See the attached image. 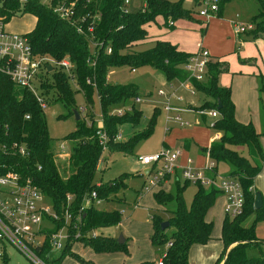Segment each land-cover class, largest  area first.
Wrapping results in <instances>:
<instances>
[{"label": "trees", "instance_id": "16d2710c", "mask_svg": "<svg viewBox=\"0 0 264 264\" xmlns=\"http://www.w3.org/2000/svg\"><path fill=\"white\" fill-rule=\"evenodd\" d=\"M58 1L44 3L41 0H0V18L4 23L16 14L33 16L32 29L23 35L32 53L38 57H46L53 63L68 58L73 65L72 82L75 91L82 93L86 104L91 103V93L94 91L99 103L100 124L95 125L92 115L89 114L91 121L87 125L74 107L73 92L66 74L53 64L49 72L46 71L47 65L40 70L36 78V89L40 92L41 100L46 104L49 99L45 100L44 97L51 94V101L60 102L70 108L72 114H78L75 130L63 138L70 143L67 147V158L59 162L54 158L56 149L48 136L43 112L35 96L15 86L5 75L0 74V137L3 142L22 145L26 151L23 156L0 154V165L5 166L0 169V174L12 170L21 178L29 179L57 215L55 229L63 225V212L67 210L71 215H76L83 197L90 192H94L96 200L102 203L124 186L123 178L126 177L123 176L126 175H120L107 184L93 183L95 171L100 170V164L102 166L104 163V153H131L134 146L147 139L153 130L158 114L155 108L141 131L133 132L125 140L115 139L120 126L135 127L138 124L141 111L132 103L133 98L138 96L136 90L129 84L108 82V71L122 66L133 70L147 65L159 71L166 82H184L188 80V74L182 66L193 55L181 52L175 45L163 40H156L147 49L136 51L146 39L145 26L156 17H162L164 26L169 29L177 19L192 20V11L183 8V0H143V5L134 11H128V7L122 6V0H76L73 22L59 18L53 12L52 8ZM229 1L218 0L214 18L221 17L223 6ZM254 1L258 7L249 21L253 28L242 35H247L251 40L264 39V0ZM80 16L84 17L82 22L78 20ZM169 21L172 23L170 26ZM78 26L82 33L76 31ZM89 26L92 28L90 33L87 32ZM90 41L96 46L91 47ZM107 48L109 53H106ZM237 61L240 64L251 62L240 58ZM225 73H228L227 63L208 56L203 80L188 81L193 90L202 92L212 101L205 102L206 109L215 110L218 114L213 119L211 129L219 137L210 142L203 151L207 154V159L213 162L214 173L219 164L229 167L226 177L238 183L243 200L242 211L238 216L229 218L224 214L222 218L219 237L221 251L213 264H264L261 249L264 242L256 238L253 225H242L251 215H254V222L264 221L263 203L259 209H253L255 190L252 189L253 179L264 163V154L259 143V137L264 138V76H256L258 103L263 114L261 129L256 132L250 122L243 124L234 119L230 89L218 85L219 76ZM127 105L130 106L129 112H124L121 116L112 113ZM25 116L28 118L25 119ZM96 131L104 133L106 137L104 149L98 144ZM240 147L245 148V156L239 153ZM167 179L168 176L164 178ZM174 183L175 199L160 188L162 182L153 189H157L152 194L156 205L165 210L164 205L174 200V208L164 220L168 225L163 230L159 228L163 220L155 215L151 216L152 232L149 241L162 264H188L190 247L204 245L210 240L212 222L207 221L205 216L218 196L222 195L213 188L194 185L195 190L189 205L185 206L181 193L189 183L183 182L179 185L177 178ZM68 196L71 199L66 202ZM79 215L80 237L71 239L70 235V239L65 241L56 257H50L48 244L42 243L37 253L46 263L59 264L65 256L75 257L70 252V246L77 241L88 245L95 253L112 252L121 245L110 237L88 236L93 230L117 226L120 223L119 212L105 211L91 202L82 208ZM168 230L170 232L166 234ZM69 231L70 234L73 233L72 230ZM43 233L46 236L48 234ZM167 243L170 245L166 246ZM248 250H255L257 254L249 256ZM0 261L1 264H6L5 254ZM78 261L86 264L80 259ZM139 264L151 263L145 261Z\"/></svg>", "mask_w": 264, "mask_h": 264}, {"label": "rangeland", "instance_id": "374dc122", "mask_svg": "<svg viewBox=\"0 0 264 264\" xmlns=\"http://www.w3.org/2000/svg\"><path fill=\"white\" fill-rule=\"evenodd\" d=\"M142 5L143 0H131L128 11H134ZM182 6L184 9L192 11V20L177 19L173 21L174 26L169 29L164 26L163 18L158 16L147 26V34L152 36L153 34L155 35L158 33L169 34L173 31H182V33L179 34L175 40H181L179 41V47L180 44H183L184 42L185 50L191 52V54L197 49V46L192 40L195 39L197 43L200 40L210 43L219 50L218 52H222L221 54L226 55L224 60L228 63L230 70L229 74H224L223 76L228 79V82L233 76L230 72L236 73L239 68H241L240 66H242V68H245L243 67L245 65L246 67L250 66L237 62V58L243 59L240 55L243 50V43L248 44L247 47L252 48L256 54L255 63L257 66L253 67L251 65L252 68H256L257 70L259 69V71L264 74V39L251 40L247 37V35H243V40H239V38L235 37L231 32L232 24L243 22H246V24L249 23L258 7L254 0H230L223 6L220 18H214L208 21L209 25L206 31L204 30L205 22L201 21L194 14L196 10L194 9L193 4L189 0H183ZM33 24V16L29 14H16L4 23V32L7 34L24 35L29 32ZM254 42L257 46H260V49L257 48L256 45H253ZM238 45L239 50L236 51V47ZM149 46L151 45L138 47L136 48V51L147 49ZM253 61L251 60L250 63ZM61 71L64 72L63 70ZM106 80L112 84H129L138 93L137 97L140 99V102L136 103L135 107L141 111V117L137 127L133 128V131H141L145 127L149 117L151 116L153 107L158 108L159 111L155 118L153 130L147 139L137 143L131 153L121 154L105 152L103 155L104 163L100 167V170L95 171L93 176V183L96 185V183L107 184L120 175H126L123 176L126 177L123 178L124 186L116 191L112 196L110 195V198L106 201L103 200L99 207L105 211L119 212L121 222L114 227L101 228L92 231L95 236L113 237L115 241L117 237L121 235L125 241L119 245L115 251L107 253H95L88 245H84L83 243L77 241L71 244L70 252L78 259L86 262V264H132V262H137L136 260H138V258H142L144 256H150V258H153L150 259L152 261L149 262L154 264L155 259L153 253L151 252L152 249L149 241V236L152 232L151 216L155 215L160 217V219L163 220L162 222H165L164 220L171 214V211L174 208V200L164 205L165 210H162L163 208L161 206H159L160 210H156L152 204L153 202L151 203V201H153L152 195L150 194L152 192L151 191L145 195V198L138 203L137 207L133 208L136 201L134 200L135 193L140 191V187L146 178L145 175L142 174V167L138 166L136 162V157L143 152L153 151L160 146L161 142H163L167 146V149L171 151L178 150L179 155L176 162L178 166L184 165L185 160L189 158L193 161L196 168L203 169L206 164V154L200 153L199 150L207 148L208 141L213 136V130L211 129L213 118L207 116L203 120L193 116H183V118L190 123V127L178 128L177 125L170 120V118L172 119V115L168 114L167 117V115L162 112L165 99L158 97L157 91L160 90L167 94V88L170 85L171 88L177 92V95L182 97L184 103L183 105H185V102L197 103L199 98H202V103L197 106V109L199 110L206 109L207 106L205 105L204 100L209 103L212 101L205 94L195 89L193 90V95H190L183 88L179 89V82H165L163 75L159 71L154 70L147 65L136 67L133 71L126 66L112 68L108 71ZM68 81L71 91L73 92L72 98L75 109L79 111L80 108H82L83 110L82 113H79L80 118L84 119L86 124L89 125L91 121L89 120L90 114L93 117L92 120L94 124L99 125L101 113L96 93L94 91L91 93V103L86 104L82 93L75 91L76 89L73 86V82L70 81V79ZM37 83V79L32 82V90L34 95L40 98V92L36 89ZM50 98L51 94L47 95V98L44 97L45 100H49L46 101L45 107L42 109L48 136L54 149L61 143L67 148L70 143L68 141H64L63 138L68 133L75 130L74 115L71 113L72 110L70 108L65 107L60 102H53ZM127 106L130 107L129 105ZM128 107L124 109L125 112H128ZM258 114L261 121L263 114L259 106ZM131 135L132 134L126 135L125 139H128ZM259 138L261 139L263 137ZM186 144L187 146L185 148ZM159 148L162 149L161 147ZM160 149H157L155 153H157ZM261 149L264 152V143H262ZM239 150V153L242 156L246 155L245 148L240 147ZM229 170L228 166L219 164L217 165L216 174L218 177H226ZM176 177L179 185H182L183 181L180 179L179 174H177ZM174 181L175 177L171 176L170 181L168 182V189H164L172 197V199H175L176 196ZM262 184H264V174ZM194 190L195 186L191 184L183 189L181 197L185 206L189 205ZM262 200V210L264 211V195ZM208 214L210 216L209 219L212 222V237L214 229H216V233L219 234L220 222L224 213L222 209H220V206L218 211L217 206L215 205L209 209ZM221 214L222 217H219V220L216 216H220ZM254 220V215H251L243 221L242 225L244 227L253 225L256 238L264 242V221L259 220L254 222ZM40 228L51 230L53 229V226L47 220H44ZM169 232V230L166 231V234ZM215 240L217 239L208 242L203 246L202 249L204 250H198V252L205 258L211 253H214V256H216L219 252V246L215 244ZM145 247H147L148 250L145 249ZM261 249L264 255L263 245ZM4 252L7 260L6 264H31L21 253L9 244L5 245ZM199 253L196 255V258L200 256ZM247 253L249 256H255L257 254L255 250H248ZM154 254L155 257H157V253L155 252ZM56 256L57 254H53V258ZM75 257L65 256L59 264H80L78 259Z\"/></svg>", "mask_w": 264, "mask_h": 264}, {"label": "built area", "instance_id": "2783aa9c", "mask_svg": "<svg viewBox=\"0 0 264 264\" xmlns=\"http://www.w3.org/2000/svg\"><path fill=\"white\" fill-rule=\"evenodd\" d=\"M19 1L23 2L24 0ZM49 1L51 0H41L44 3ZM217 2L218 0H197L196 17L205 21L214 18V14L217 11ZM130 3L131 0H122V6L125 8L129 7ZM75 4L76 0H59L52 10L59 18L68 21L72 20L73 22ZM78 20L82 22L84 17L80 16ZM171 24V21H169L168 26ZM252 28L251 23L232 24L231 32L234 36H239L252 30ZM76 31L82 33L79 26ZM91 31L92 28L90 26L87 27V32L90 33ZM89 44L91 47L96 46L91 41ZM109 51V48H107L106 53H109ZM207 60L208 53L205 50H199L190 56L182 66L188 74V80L184 82H188L189 79L201 82L204 78ZM52 64L63 70L70 81H73V65L68 58H63L53 63L52 60L46 57L34 55L27 39L23 35L4 32V22L0 18V74L5 75L15 86L23 88L34 95L32 82L37 78L44 65L51 66ZM184 82H180L179 87H183ZM168 90L167 94L160 90L157 91V95L166 101L163 111L165 113L169 111L178 112L179 109L171 107L167 101L172 96L177 100H180V97L174 95V89L170 85ZM187 91L192 95L193 88L189 87ZM35 98L39 107L43 109L45 103L40 98L36 96ZM139 102L140 99L138 97L132 100L133 104ZM126 107L116 109L113 113L116 116H121L125 112L124 109ZM79 111L82 113V108ZM127 111H130V107L127 108ZM204 113L213 119L218 116L215 110H207ZM27 118L25 116V119ZM173 119L179 125L184 124L177 114L173 116ZM95 135L98 138V144L104 149L106 142L104 133L96 131ZM118 137L117 134L115 139H119ZM2 140V137H0V154L19 156L26 154L22 145H18L16 142L9 144ZM55 149V160L63 162L67 158V148L61 143ZM178 155V150L171 151L167 148H162L157 153L137 157V162L142 167L148 168L149 171L147 174L142 172L146 177L140 189L142 193L151 192L160 182L166 181L164 180L166 176H173L175 171L178 170L180 179L183 182L191 185H200L204 188H213L220 192L224 198L223 212L229 218H234L241 213L243 200L238 183L229 177H218L212 170L214 164L207 159V154L206 164L203 169L196 168L193 161L189 158L185 160L184 165L178 166L176 163ZM4 168L5 166L0 165V169ZM70 199V196L66 197V202H69ZM91 202L96 205L99 203L94 192H90L89 195L83 197L81 207L76 215H71L65 210L62 214L63 225L59 229H55L54 222L58 220V217L31 181L21 178L19 174L12 170H7L0 174V259L5 254V245L9 244L31 264H48L37 253L42 243L46 242L48 244L50 257H53V254H57L63 248L65 241L70 239V235L71 239L79 238V213L82 208L88 206ZM44 220H47L53 226V229L40 228ZM69 230H72L73 233L70 234ZM43 232L48 233L47 236ZM88 236L93 238L95 234L91 231ZM169 245V243L166 244V246ZM46 256L47 254H45ZM156 264H162L161 259H158Z\"/></svg>", "mask_w": 264, "mask_h": 264}, {"label": "crops", "instance_id": "0c3cea01", "mask_svg": "<svg viewBox=\"0 0 264 264\" xmlns=\"http://www.w3.org/2000/svg\"><path fill=\"white\" fill-rule=\"evenodd\" d=\"M189 1L193 4L194 9L196 10V5L195 4H196L197 0H189ZM212 19H214V18H210L209 20H212ZM33 20H34V18H33ZM200 20L205 22V29L204 30L206 31V29H207V27L209 25L208 24L209 20H207V21H205L203 19H200ZM243 23H246V22H243ZM148 25L145 26L146 39L141 43L142 46H140V47H143V46L145 47V45H152V43L154 41H156V40H163V41L169 42L172 45H175L177 47V49L180 50L181 52L191 54V52H188L187 50H185V46H184L185 43L184 42H183V44H180V47H179V43H180L179 41H181V40H175V39H177L176 37H178V35L182 33V31H173V32H171L169 34H167V33H158L157 32L158 34H155V35L153 34L151 36V35L147 34L146 28H147ZM173 26H174V24H173ZM31 29L32 28H30V30ZM242 36L243 35H241L239 37L238 36H235V37L239 38V40H243ZM192 41L197 46L196 51L193 52L192 54L197 53L199 50H205V51H207L209 57H216L220 61L226 62L224 60V57L226 55L221 54L222 52H218L219 50L216 49L215 46L211 45L210 43H207L204 40H200L198 43H197V41L195 39L192 40ZM253 45H256L255 42H254ZM247 46H248V44H244L243 43V50L241 51V54H240L241 57H243V59H241V60H252V61L254 60V61L252 63H248L247 65H250L248 67H246V65L243 66L245 68H242V66H240L241 68H239V70L236 73L230 72V73H232L231 75H233V76L229 79V82H228V79L223 76L224 74L220 75L219 78H218V85L220 87H229V89H230V100H231V102L233 104V108H234V119L237 122L243 123V124L247 123V122H250L251 125L253 126V128L255 129V131L259 132L260 129H261V125H262V119L260 121L259 114H258L259 103H258L256 76L257 75L264 76V74L261 73L259 71V69L257 70L256 68H254V69L252 68V66L253 67L257 66L256 63H255L256 54H255V52H254V50L252 48L247 47ZM258 46L256 45V47L260 49V46L259 47ZM238 50H239V45L236 47V51H238ZM227 65H228V63H227ZM229 70L230 69H229V65H228V73H225V74H229ZM106 79H107V76H106ZM171 81L178 82L177 80H171ZM183 84H184V86L183 87H179V89L183 88L186 92H188L187 89L189 87H192L190 85V83H188V82H184ZM168 92H169V90H168ZM174 95L180 97V95H177L176 91H174ZM158 97H160V96H158ZM167 102H168V104L171 107L177 108V109H179V111L178 112L169 111V112L165 113L163 111V107H162V112H164L165 115H167V117H168V114H171L172 115V119L170 118V120L173 121L175 123V125H177L178 128H189L190 127L189 126L190 123L187 120H185L183 118V116H193V117H196V118H200L201 120H203L206 116L210 117V116H208V115H206L204 113L208 109H202V110L197 109L198 108L197 106H199L202 103V98L201 99L199 98V101L197 103H195V102H190V103L185 102V105H183L184 103H183L182 97H180V100H177L175 97L172 96V97H169ZM204 102H207V101L204 100ZM165 103H166V101H165ZM154 108L158 110V108L153 107L152 111H153ZM152 111H151V113H152ZM175 114H177L179 116L181 121L184 123L183 125H179L176 121H174L173 116ZM137 125L135 127H137ZM135 127L128 126V125L120 126V128L118 130L119 139L120 140H125L126 135H129V134H132L133 132H135V131H133L134 130L133 128H135ZM218 137H219V135L213 130V136L208 141L207 147H208L210 142L216 140ZM259 143H260V146L262 147V143H264V138H261V139L259 138ZM186 146H187V144L185 145V148H186ZM159 147L167 148V146L163 142H161ZM159 147L154 149L153 151L143 152L142 154L138 155L137 157L143 156V155H151V154L155 153L157 151V149H160ZM199 151H200V153H205L203 151V149H200ZM263 154H264V152H263ZM137 157H136V162H137ZM137 164H138V166H141L138 162H137ZM99 167H101V164H100ZM142 172L147 174L149 172L148 168L142 167ZM216 172H217V168H216ZM177 174H179L178 170L175 171V175H173V177H175V180L177 178L176 177ZM263 174H264V163L261 165L260 171L254 177L253 183H252V189H254L255 192H258L260 194L262 203H263L262 197L264 195V187H263L264 184H262V182H263ZM170 177H168V179L165 182H163V185L160 187L161 189H166V190L168 189V182L170 181ZM96 185H98V183H96ZM140 189H141V187H140ZM155 190H157V189H155ZM155 190H152V192L150 194L152 195L155 192ZM147 194L148 193H146V194L142 193L141 190L139 192L137 191L135 193V199L134 200H136V201H135V204H134L133 208L137 207L138 203L143 198H145V195H147ZM151 203L154 205V208L156 210H160L159 206L156 205V203L154 201H151ZM223 204H224L223 198H222V196L219 195L218 198L215 200L213 206L216 205L218 211H219V206H220V209H222V211H223ZM97 205L100 207L101 202L98 203ZM208 213H209V210L206 213L205 219L207 221H211L209 219L210 216H209ZM216 217H218V219H219V217L220 218L222 217V214L220 216H216ZM222 218H221V221H222ZM220 226H221V222H220ZM219 237H220V231H219V234H217L216 233V229H214L212 237H211V234H210V240L208 241V242H210L211 240L217 239V240H215L216 241L215 244H217L219 246L218 247L219 252L216 254V256H214L215 255L214 253H211L205 258L204 256H202L198 252V250H204L202 248L208 242L206 244H204V245H193V246L190 247V249L188 251V264H213L214 261L216 260V258L218 257L220 251H221V242L219 240ZM124 241L125 240L123 239V242ZM145 249H147V247H145ZM151 249H152L151 252L153 253L154 259H155L154 260V264H156L157 260H158V258L155 257V254H154L156 252V250H155V248L153 249V247H151ZM198 253L200 254V256H198V258H196V255ZM150 259H153V258H150V256L149 257H145L144 256L142 258H138V260H136L137 262L134 261V262H132V264H139V263L145 262V261H147V262L152 261Z\"/></svg>", "mask_w": 264, "mask_h": 264}, {"label": "water", "instance_id": "95a60500", "mask_svg": "<svg viewBox=\"0 0 264 264\" xmlns=\"http://www.w3.org/2000/svg\"><path fill=\"white\" fill-rule=\"evenodd\" d=\"M50 70H51V67L47 66L46 71L49 72ZM218 108H219V106L217 105V109ZM73 114H74V119L77 120L78 119V115L76 114V112H73ZM143 174H145V173L143 172ZM261 204H262L261 196H260V194L258 192H255L254 193V200H253V209H255V210L259 209L261 207ZM167 225H168L167 222L160 223V225H159L160 230H163L164 228H166ZM116 243H118V244H122L123 243V238H122L121 235H119L117 237Z\"/></svg>", "mask_w": 264, "mask_h": 264}]
</instances>
